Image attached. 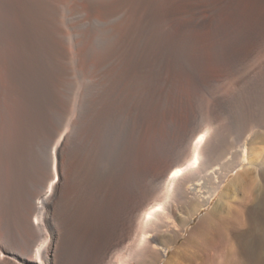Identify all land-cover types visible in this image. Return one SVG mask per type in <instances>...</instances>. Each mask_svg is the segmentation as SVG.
Segmentation results:
<instances>
[{
	"label": "bare ground",
	"instance_id": "6f19581e",
	"mask_svg": "<svg viewBox=\"0 0 264 264\" xmlns=\"http://www.w3.org/2000/svg\"><path fill=\"white\" fill-rule=\"evenodd\" d=\"M261 3L0 0V264H157L224 132L264 128ZM237 177L190 232L202 264L224 229L264 237L227 225Z\"/></svg>",
	"mask_w": 264,
	"mask_h": 264
},
{
	"label": "rangeland",
	"instance_id": "374dc122",
	"mask_svg": "<svg viewBox=\"0 0 264 264\" xmlns=\"http://www.w3.org/2000/svg\"><path fill=\"white\" fill-rule=\"evenodd\" d=\"M259 10L260 12L264 10V3L260 4ZM231 89V87L225 86L222 89L221 95H229L232 91ZM227 122L228 120L226 118H222L216 121L213 126L225 124ZM257 130H259V132L253 139L252 137ZM234 140V133L224 132L222 141L223 146L226 148L225 152L219 156H215L211 163H209V166L202 172L203 176L207 173L217 176V192L213 194L208 204L198 207L191 218H187L182 225L180 221L183 217H187V215L182 210L177 213L178 219L174 221V231L179 229L180 233L167 249L161 245L157 246L160 251H165V254L159 259L157 264H164L170 254L175 250H178L176 257L181 264H202L203 257L201 251L195 246L197 231L190 232L198 221L216 204L220 191L234 180L237 175L238 177L234 185L229 189L230 194L234 193L232 199L228 197L224 200L226 203L231 200L230 204L233 208V218L227 225L237 230L246 231L249 227V222L245 219L243 212L245 208L255 212L254 218L257 219V224L263 221L264 128H260L257 123L255 125L252 123L242 134L238 143H234ZM214 186L215 184L212 180L207 177L188 183L186 189L189 198L199 200L202 196H206L207 192ZM224 207L225 203L222 205V208ZM260 220L262 221L260 222ZM222 232L223 240L219 247V255H213L212 264H252L255 259L258 260L260 264H264V237L261 234L255 236L245 234L237 238L232 237L225 229ZM171 233L172 232L169 231L168 235ZM220 255L223 256L220 257Z\"/></svg>",
	"mask_w": 264,
	"mask_h": 264
}]
</instances>
